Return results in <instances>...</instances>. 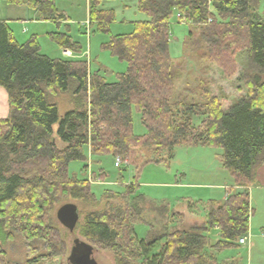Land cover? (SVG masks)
Listing matches in <instances>:
<instances>
[{
    "label": "trees",
    "instance_id": "1",
    "mask_svg": "<svg viewBox=\"0 0 264 264\" xmlns=\"http://www.w3.org/2000/svg\"><path fill=\"white\" fill-rule=\"evenodd\" d=\"M2 1L34 10L40 20L66 21L54 0ZM104 1L113 0H88L89 25L103 33L113 21L112 11L100 8ZM259 1L137 0L136 10L147 20L132 23L130 33L103 45L127 64L113 82L91 72L85 60L41 54L34 36L19 44L0 21V87L9 106L8 117L0 120V264H10L4 247L16 238L26 250L24 264L56 258L53 207L64 199L96 204L104 198L120 205L88 212L80 235L112 252L116 264H222L207 257V251L237 247L247 236L248 187L264 165V21L257 12ZM176 14L187 26L182 58L188 49H204L199 58L224 72L226 66L229 71L238 63L243 66L237 80L243 81L245 94L226 109L204 83L198 93H175L183 75L169 52V27ZM51 39L59 49L80 52L67 34ZM64 95L67 108L60 117L58 98ZM132 107L147 130L143 137L132 133ZM194 118L201 119L198 125ZM179 146L220 148L222 168L240 188L221 202L209 201L201 224H172L177 214L138 194L135 183L125 185L122 193L105 190L97 200L88 179L68 172L73 161L86 170L89 156L108 155L134 165L140 158L137 151L149 153L148 159L142 155L146 163L167 162ZM145 210L154 215L143 217ZM137 223L148 227L145 239L136 237ZM212 229L218 231L214 244L207 237ZM37 245L47 254H38Z\"/></svg>",
    "mask_w": 264,
    "mask_h": 264
},
{
    "label": "rangeland",
    "instance_id": "2",
    "mask_svg": "<svg viewBox=\"0 0 264 264\" xmlns=\"http://www.w3.org/2000/svg\"><path fill=\"white\" fill-rule=\"evenodd\" d=\"M57 10L65 16L66 21L56 23L53 21L43 22V25H34L33 11L26 7L10 6L0 0V17L7 15L15 20L10 24L12 35L19 43H26L33 36L39 45L40 53L50 58L59 57L58 45L51 39L53 34H67L73 42L80 46L79 54L70 50L72 59L85 60L91 72L99 71L107 82L116 81L117 75L126 72L127 64L103 48L110 39L117 35L128 34L132 31V22L147 20L146 16L133 9L137 0H113L103 2V8L112 11L113 21L108 24L107 32H99L94 24L88 25L87 0H54ZM257 12L264 21V0H260ZM175 18L169 27V52L175 59L177 66L182 68V79L176 83L174 91L183 94L192 90L198 93L202 83L208 87L212 97L219 98L223 109H226L233 100L245 94L243 81H238L242 72V65L238 63L229 71L225 72L217 67L201 60L202 51L192 52L190 49L183 55V41L187 34V26ZM3 19V18H0ZM22 19L24 23L19 22ZM26 22V23H25ZM36 34V35H34ZM184 91V92H183ZM66 96H60L59 116L67 108ZM201 119L194 118L193 124L198 125ZM56 128V127H55ZM132 133L137 137L146 135L147 130L142 125L139 113L132 107ZM56 139L58 147L61 142ZM140 158L134 165L121 164L119 168L114 167V159L111 156L90 157L87 169L83 170V163L70 162L68 172L76 179H88L92 192L98 200L103 191L110 190L114 193H122L125 185L135 183L138 194L157 203L164 204L168 209L177 214L172 219V224H201L205 221V210L209 201L221 202L226 197L224 187L229 189L235 187L234 177L221 165L222 151L217 147L207 146H179L173 151V157L167 162H145L149 153L138 152ZM142 153V154H141ZM167 160V153H161ZM147 156V157H146ZM130 163V162H129ZM234 190V189H233ZM249 206L251 214L249 218V229L244 244L237 247H228L219 251H207V257L216 262L224 264H264V187L256 182L248 187ZM71 203L77 207L78 223L73 231L63 227L56 218L58 208L64 204ZM120 205L116 199H101L96 204H84L79 201L64 199L53 207L51 214L56 236L53 239L56 258L40 260L37 264H68V257L75 242L89 244L93 248V257L97 264H116L112 252L92 244L80 235V229L84 223V217L91 211H103ZM190 211V212H189ZM181 214V215H180ZM183 214V215H182ZM145 210L143 217H151ZM148 227L137 223L134 232L138 239H145L148 235ZM211 244L218 240V231L212 229L207 234ZM38 254H47L41 245H37ZM5 259L10 264H24L26 262V250L22 240L16 238L4 247ZM156 249L155 251H157Z\"/></svg>",
    "mask_w": 264,
    "mask_h": 264
},
{
    "label": "water",
    "instance_id": "3",
    "mask_svg": "<svg viewBox=\"0 0 264 264\" xmlns=\"http://www.w3.org/2000/svg\"><path fill=\"white\" fill-rule=\"evenodd\" d=\"M56 218L63 227L70 232L73 231L79 219L77 207L71 203L60 206L56 212ZM68 261L71 264H97L93 257L92 246L77 241L71 250Z\"/></svg>",
    "mask_w": 264,
    "mask_h": 264
},
{
    "label": "crops",
    "instance_id": "4",
    "mask_svg": "<svg viewBox=\"0 0 264 264\" xmlns=\"http://www.w3.org/2000/svg\"><path fill=\"white\" fill-rule=\"evenodd\" d=\"M3 2V1H2ZM105 2V1H104ZM4 3V2H3ZM5 4V3H4ZM7 5V4H6ZM87 5H88V0H87ZM10 6H12V5H10ZM0 7H2L1 5H0ZM20 7H24V6H20ZM102 10H108V9H105V8H103V2H102V5H101V7H100ZM133 9H135L136 10V4H135V6H134V8ZM33 11V14H34V17L32 18V20L30 21V22H32L34 25H43V22H47V21H44V20H40L39 19V17H38V15H37V13H36V11H34V10H32ZM0 16H1V14H0ZM0 18H3V19H0V21H3V22H5L7 25H8V27H9V29L11 30V32H12V29H11V27H10V24L11 23H13L15 20H17V19H15V20H13V19H11L8 15H7V13H6V11H5V13H4V17L2 16V17H0ZM20 21L19 22H21L22 24L24 23V21L22 20V19H19ZM26 23V22H25ZM133 23V22H132ZM87 24L89 25V21H87ZM34 35H36V34H34ZM19 43V42H18ZM19 44H23V43H19ZM59 53H60V55H59V57H56V58H64V59H72L71 57H72V54H71V57H70V54L67 52L68 50L67 49H59ZM46 56V55H45ZM65 110V109H64ZM8 113H9V106H8V96H7V93H6V91L2 88V87H0V120H5L7 117H8ZM256 183L258 184V185H260V186H263L264 187V165L257 171V178H256ZM239 190L240 188H238V187H234V188H231V189H229L228 187H224V195L226 196V195H228V192H230V190ZM225 198V197H224ZM171 212H176V211H172L171 210ZM190 212V211H189ZM177 214L179 213V212H176ZM181 215V214H180ZM183 215V214H182ZM205 215H206V210H205ZM184 224V223H183ZM185 225V224H184ZM264 236V235H263ZM215 243V242H214ZM213 243V244H214ZM219 263V262H218Z\"/></svg>",
    "mask_w": 264,
    "mask_h": 264
},
{
    "label": "built area",
    "instance_id": "5",
    "mask_svg": "<svg viewBox=\"0 0 264 264\" xmlns=\"http://www.w3.org/2000/svg\"><path fill=\"white\" fill-rule=\"evenodd\" d=\"M176 20L182 22L183 24H186L185 18L183 16H181L180 14H177ZM208 22H211V20H209ZM120 165H121V162L118 159H116L115 162H114V167L119 168ZM245 240H246V238H241L239 240V244L240 245L241 244H244L245 243Z\"/></svg>",
    "mask_w": 264,
    "mask_h": 264
}]
</instances>
